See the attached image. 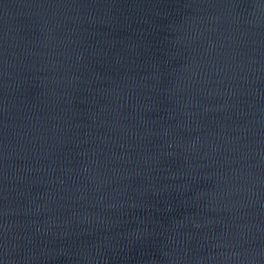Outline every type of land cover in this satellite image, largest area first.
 <instances>
[{"label": "water", "instance_id": "95a60500", "mask_svg": "<svg viewBox=\"0 0 264 264\" xmlns=\"http://www.w3.org/2000/svg\"><path fill=\"white\" fill-rule=\"evenodd\" d=\"M0 264H264V0H0Z\"/></svg>", "mask_w": 264, "mask_h": 264}]
</instances>
